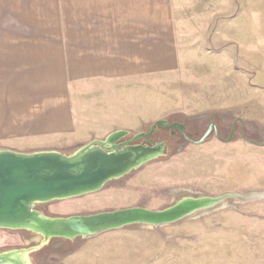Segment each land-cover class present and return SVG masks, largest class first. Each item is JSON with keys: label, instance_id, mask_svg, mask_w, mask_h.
Segmentation results:
<instances>
[{"label": "rangeland", "instance_id": "rangeland-1", "mask_svg": "<svg viewBox=\"0 0 264 264\" xmlns=\"http://www.w3.org/2000/svg\"><path fill=\"white\" fill-rule=\"evenodd\" d=\"M232 1L175 0L183 61L176 74L144 85V125L116 129L73 151L42 153L72 157L88 147L110 153L138 145L156 150L100 190L31 209L45 221L129 209L163 213L182 202L203 203L172 220L143 219L83 236L0 226V264H264V78L255 79L254 90L236 91L231 72L216 75L201 61L200 29L207 27L210 48L217 25L216 16L210 20L201 10L224 6L218 16L226 22L234 16L227 11ZM228 27L223 30L230 35Z\"/></svg>", "mask_w": 264, "mask_h": 264}, {"label": "crops", "instance_id": "crops-1", "mask_svg": "<svg viewBox=\"0 0 264 264\" xmlns=\"http://www.w3.org/2000/svg\"><path fill=\"white\" fill-rule=\"evenodd\" d=\"M175 5L0 0V152L73 151L144 125V85L176 74L183 61ZM229 10L226 22L224 6L201 10L217 20L210 48L200 29L201 61L216 75L231 72L236 91L254 90L264 78V0H233Z\"/></svg>", "mask_w": 264, "mask_h": 264}, {"label": "water", "instance_id": "water-1", "mask_svg": "<svg viewBox=\"0 0 264 264\" xmlns=\"http://www.w3.org/2000/svg\"><path fill=\"white\" fill-rule=\"evenodd\" d=\"M154 150L156 149L138 145L107 153L101 148L88 147L72 157H63L56 153L28 156L0 152V226L35 228L37 221L48 223L53 219H40L39 214L31 209L33 203L70 198L100 190L109 179L126 174L136 166L139 159ZM169 211L171 209L163 213L149 214L141 209H129L59 218L60 223L49 225L55 226L57 233L44 234L74 237L111 230L143 219L164 222L168 220L158 217L165 216ZM187 213H182L180 217Z\"/></svg>", "mask_w": 264, "mask_h": 264}, {"label": "bare ground", "instance_id": "bare-ground-1", "mask_svg": "<svg viewBox=\"0 0 264 264\" xmlns=\"http://www.w3.org/2000/svg\"><path fill=\"white\" fill-rule=\"evenodd\" d=\"M118 138V136H114L110 139L111 142H115L116 139ZM116 148V147H115ZM97 151V150H96ZM203 202H194V201H186V202H182L180 205H178L177 207H174L173 209H171V211L168 212V214H166L165 216H157L158 218H163V219H167V220H170V219H174L176 217H180V215L182 213H186V212H189L190 210H192L193 208H195L196 206L202 204ZM54 223H60V220L57 218H53L52 221L50 222H42V221H37V225H35L34 227L36 229H39L41 230L43 233H46V234H49V233H57V229L55 226H49V225H52Z\"/></svg>", "mask_w": 264, "mask_h": 264}, {"label": "flooded vegetation", "instance_id": "flooded-vegetation-1", "mask_svg": "<svg viewBox=\"0 0 264 264\" xmlns=\"http://www.w3.org/2000/svg\"><path fill=\"white\" fill-rule=\"evenodd\" d=\"M172 127H174L173 124L171 125V128H172ZM175 127H177V128L183 133V128H181L180 126H175ZM212 127H213V126H210V127H209V131L212 130ZM141 141L143 142V144H144V143H148V141H149V143H150V139L148 140V139H143V138H142ZM149 145H150V144H149Z\"/></svg>", "mask_w": 264, "mask_h": 264}]
</instances>
